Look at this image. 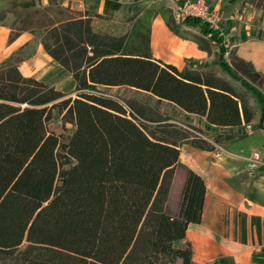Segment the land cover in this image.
<instances>
[{
	"label": "trees",
	"instance_id": "trees-1",
	"mask_svg": "<svg viewBox=\"0 0 264 264\" xmlns=\"http://www.w3.org/2000/svg\"><path fill=\"white\" fill-rule=\"evenodd\" d=\"M129 1L110 17L58 0L7 11L9 42L31 33L76 88L72 97L25 78L13 61L0 67V260L195 264L186 233L202 224L206 182L180 163V149L214 153L206 133L246 129L257 116L264 136V73L207 23L176 22L172 0L157 11ZM245 6L264 10V0L230 11ZM157 15L207 59H185L182 70L153 59ZM178 169L185 182L173 214Z\"/></svg>",
	"mask_w": 264,
	"mask_h": 264
},
{
	"label": "crops",
	"instance_id": "crops-1",
	"mask_svg": "<svg viewBox=\"0 0 264 264\" xmlns=\"http://www.w3.org/2000/svg\"><path fill=\"white\" fill-rule=\"evenodd\" d=\"M125 0H58L61 7H75L77 12H90L110 17L122 9ZM180 0L170 1L171 8ZM243 0H209V5L219 11L225 25L224 38L230 47L236 50V57L251 64L254 69L264 73V10L250 6L230 8ZM12 2V3H11ZM12 4V5H11ZM48 0H0V12L6 18L0 23V67L13 61L18 65L22 75L42 82L66 95L73 93L76 84L71 74L63 69L55 60L48 56L41 44L34 41L29 32L22 33L17 39L9 42L11 28L7 25L13 14L7 11L45 8ZM150 53L153 59L167 65L184 69L185 59L203 60L208 54L188 40L176 37L167 28L162 17L157 15L152 21ZM41 65V66H40ZM43 72V73H42ZM70 88L66 89L67 85ZM258 118L252 124L253 132L247 133L245 128L231 130L228 134L216 130L206 133V139L216 148L227 151L216 158L215 152H205L184 146L180 149V163L193 170L206 182V197L202 221L205 225L191 224L186 238L192 242L193 262L202 264H264V165L254 172H249L245 158L254 152H259L264 164V136L258 128ZM259 136L260 146L243 154L239 147L243 141L252 136ZM236 155L239 161L233 170L245 167L246 177L233 180L237 184L236 191L231 189L230 196L224 194L228 180L233 175L230 172L232 161L230 153ZM237 194L239 196H237ZM207 203L205 207V202ZM237 208L236 217L225 223L219 216L223 214L221 205L225 199ZM232 216V214H231ZM230 231L229 237L224 234Z\"/></svg>",
	"mask_w": 264,
	"mask_h": 264
},
{
	"label": "rangeland",
	"instance_id": "rangeland-1",
	"mask_svg": "<svg viewBox=\"0 0 264 264\" xmlns=\"http://www.w3.org/2000/svg\"><path fill=\"white\" fill-rule=\"evenodd\" d=\"M168 0H150V1H146L144 2L143 4H140L139 7H137V5L131 0L129 1L125 6H130L131 8H134L135 10H139V9H144V10H150V11H157L159 8L161 7H165L168 5ZM209 2V0H208ZM210 3H211V0H210ZM170 7L173 5L171 3H169ZM124 6V7H125ZM14 22V19H10V21L7 22V25H12ZM222 29H223V33H224V30H225V25L222 21ZM70 88V85L68 84L66 86V89ZM72 97H74V93L71 94ZM260 142H261V139L259 136L255 135V136H252V137H248L246 138L243 143L240 145L239 149L240 150H243V154H247L248 152H251L253 151V149H256L260 146ZM223 152H227V151H224ZM230 153L231 157V163L232 165L230 164L229 167H231V170L230 172L232 173V179L228 180V183H227V188L224 189V194L226 196L224 197H228L230 196L229 194V191L231 189H235L236 191V187H237V184H234L233 180H235V178L237 179H242L244 177H246V173H245V167L242 168V166L237 169V170H233L232 168L237 166V164L239 163V161L236 159V156H239V155H236L234 153H231V152H228ZM240 157V156H239ZM184 179H185V171L183 169H178L176 174H175V177H174V182H173V186H172V189H171V192H170V199L168 201V210H170L171 213H176L178 212V204L180 202V198H181V189L183 187V184H184ZM237 196H239L237 194ZM221 208H222V211H223V214L221 216H219V219H223V221L225 223H229L231 222V220L233 221L234 218L236 217V206L234 204H230V202L228 201V199L226 198L224 202H222V205H221ZM232 214V216H231ZM202 224L201 225H205V220L201 222ZM229 234H230V231H228L227 233H225L224 235L226 237H229ZM188 242L191 243V248L193 249V245H192V242L190 240H188ZM0 264H13V262L9 261V260H0ZM198 264V263H196ZM202 264H208L204 261V263ZM231 264H236L234 262V260L232 261Z\"/></svg>",
	"mask_w": 264,
	"mask_h": 264
},
{
	"label": "built area",
	"instance_id": "built-area-1",
	"mask_svg": "<svg viewBox=\"0 0 264 264\" xmlns=\"http://www.w3.org/2000/svg\"><path fill=\"white\" fill-rule=\"evenodd\" d=\"M174 19L176 22L181 21L183 18L199 19L208 24L210 28L218 32L220 36H224L222 29V17L219 11L209 5L208 0H180L174 8ZM247 133L253 132L251 125L246 126ZM224 153L223 150L216 148L215 157L218 158ZM247 169L249 172L258 170L264 164L261 161L259 152H254L245 158Z\"/></svg>",
	"mask_w": 264,
	"mask_h": 264
},
{
	"label": "bare ground",
	"instance_id": "bare-ground-1",
	"mask_svg": "<svg viewBox=\"0 0 264 264\" xmlns=\"http://www.w3.org/2000/svg\"><path fill=\"white\" fill-rule=\"evenodd\" d=\"M41 66V65H40ZM43 73V72H42Z\"/></svg>",
	"mask_w": 264,
	"mask_h": 264
}]
</instances>
